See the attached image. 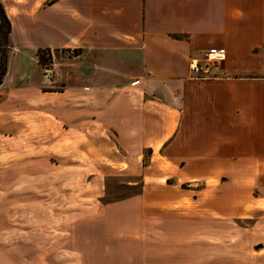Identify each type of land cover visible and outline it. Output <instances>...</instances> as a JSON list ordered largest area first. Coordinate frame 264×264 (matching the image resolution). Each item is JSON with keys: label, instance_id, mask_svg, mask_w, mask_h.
I'll use <instances>...</instances> for the list:
<instances>
[{"label": "crops", "instance_id": "1", "mask_svg": "<svg viewBox=\"0 0 264 264\" xmlns=\"http://www.w3.org/2000/svg\"><path fill=\"white\" fill-rule=\"evenodd\" d=\"M3 1L12 32L14 17L35 16L44 41L24 43L113 60L110 82L65 90L81 97V105L70 100L62 110L44 104L36 110H50L73 140L89 138L94 122L113 131L119 169L136 171L137 158L149 154L141 191L115 200L99 194L93 202L83 196L82 208L65 211L80 219L67 229V249L77 252L78 264H107L111 251L119 261L131 255V264H200L202 241L220 221L256 217L253 226L264 225V205L256 200H264V154L240 150L250 123L264 124V0ZM213 46H224L226 56L197 81L189 60ZM212 171L227 175L210 188L183 186ZM256 184L260 195L250 193Z\"/></svg>", "mask_w": 264, "mask_h": 264}, {"label": "rangeland", "instance_id": "2", "mask_svg": "<svg viewBox=\"0 0 264 264\" xmlns=\"http://www.w3.org/2000/svg\"><path fill=\"white\" fill-rule=\"evenodd\" d=\"M14 20L17 26L7 53L5 84L0 87V264H78L77 252L67 249L71 246L67 229L80 219L68 218L65 211L82 208L86 204L83 200H88L83 196L93 202L99 194L104 200H115L141 191L142 167L149 154L137 158L136 171L119 169L113 152L117 151L113 131L104 132L102 125L94 122L89 138L78 136L73 140L63 131L66 123L50 110L37 111L42 104L62 110L70 100L81 105V97L65 91L69 86L110 82L116 71L108 68L113 60L105 55L86 57L82 50H52L24 43L44 41L36 30V18L20 14ZM215 63L211 60L209 67ZM194 78L200 81L207 77ZM12 86L14 91L8 92ZM22 86L59 91L41 94L33 89L24 93L19 91ZM220 114L225 121L226 111ZM233 132L239 134L236 129ZM56 136L58 141L52 140ZM261 136L264 124L250 123L240 150L264 154ZM226 173L204 172L185 180L183 186L210 188ZM35 180L45 187H36ZM259 186L256 184L250 193L260 195L263 190ZM260 199L257 197V203L264 205ZM52 210L58 212L51 218ZM255 219L220 221L214 236L207 235L202 241L200 264H264V225L254 227ZM203 227L211 231V222H204ZM118 255L107 252V264H131V255L124 261L115 259Z\"/></svg>", "mask_w": 264, "mask_h": 264}, {"label": "trees", "instance_id": "3", "mask_svg": "<svg viewBox=\"0 0 264 264\" xmlns=\"http://www.w3.org/2000/svg\"><path fill=\"white\" fill-rule=\"evenodd\" d=\"M56 0H48V3ZM12 20L8 14L6 5L3 0H0V84L3 82V76L7 70L8 51L12 47ZM50 52V51H49ZM40 59L42 53H39Z\"/></svg>", "mask_w": 264, "mask_h": 264}, {"label": "built area", "instance_id": "4", "mask_svg": "<svg viewBox=\"0 0 264 264\" xmlns=\"http://www.w3.org/2000/svg\"><path fill=\"white\" fill-rule=\"evenodd\" d=\"M226 56V48L224 46H213L210 47L205 54V57H191L189 60V69L191 77L202 78L208 77L209 73V62L211 60L220 61ZM139 80H134L138 82Z\"/></svg>", "mask_w": 264, "mask_h": 264}]
</instances>
